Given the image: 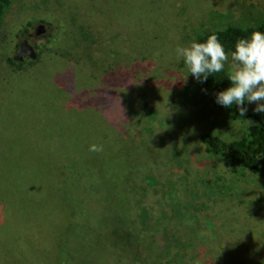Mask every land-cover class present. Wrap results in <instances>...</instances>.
<instances>
[{"label": "rangeland", "instance_id": "1", "mask_svg": "<svg viewBox=\"0 0 264 264\" xmlns=\"http://www.w3.org/2000/svg\"><path fill=\"white\" fill-rule=\"evenodd\" d=\"M69 2L103 12L101 0ZM106 3L108 22L100 27L110 32L107 63L123 68L128 80L108 89L98 80L105 61L92 71L64 55L66 44L91 43L92 36L78 27L70 33L79 25L61 3L12 0L6 13L0 264H264V154L251 173L201 142L202 135L238 141L258 121L234 120L175 54L206 32L263 23L264 0ZM24 39L36 59L9 64ZM92 144L103 151H90ZM67 167H78L79 177L68 178ZM143 190L157 194L156 215L146 204L148 216H139L145 232L136 238L128 223L133 196ZM90 217L102 218L111 232L98 233Z\"/></svg>", "mask_w": 264, "mask_h": 264}, {"label": "trees", "instance_id": "2", "mask_svg": "<svg viewBox=\"0 0 264 264\" xmlns=\"http://www.w3.org/2000/svg\"><path fill=\"white\" fill-rule=\"evenodd\" d=\"M103 1V8L102 11H105L107 6L106 0ZM56 3H61L63 7L66 9L64 11H68L73 13L74 18L76 19L75 22L77 24H71L69 31L72 34V28L78 27L80 31L86 36L89 34L92 36L91 43H88L87 40H77L74 46H68L66 44V55L67 58L75 63V65L82 66L84 69H92L95 71L97 67L101 66L104 61L105 64L108 65L106 71H100V75L98 77L99 83L103 89H108L111 86L119 87L122 85H127V78L124 75L125 70L121 67L112 69L110 64L107 63L108 60V49L107 46L109 45L110 40V32L109 30H101V22L107 21L109 11L106 13L97 12L98 7L95 11H86L85 7L81 9H77L74 7V2H69V0H56ZM106 5H105V4ZM12 5V0H0V28L3 26V21L6 16V13L10 9ZM68 7V9H67ZM108 7V6H107ZM75 8V9H74ZM75 10H80L81 14H76ZM97 20V21H96ZM45 23L44 21H41ZM93 23H98V27L93 26ZM32 26L31 22H28L27 27ZM25 28L22 31V36H25L28 33V28ZM253 31H262L264 32V22L256 25V26H249V27H235V26H228L222 30H214L209 31L201 35L195 42H205L207 38L212 34H217L220 42L223 44L225 51L228 54H231L234 51L235 42L240 38L249 37L251 32ZM89 36V37H90ZM64 42V41H63ZM105 45H106V52H105ZM76 48V49H75ZM8 63L11 65L22 67L23 63H16L14 62L13 58H8ZM229 71L225 68L223 72L216 73L214 75H210L206 81L199 83L203 84L209 91L213 93H218L220 91L225 90L231 84L228 79ZM127 80V81H126ZM124 81L126 83H124ZM245 106L247 107L248 111L244 116L240 115L238 108L236 105H233L229 108L231 113V117L234 120H247L252 118L258 121L257 125L250 126L247 129V133L243 136L240 140L234 141L231 143H226L222 141L218 136L215 135H202L201 142L205 145L206 151L214 156H229L230 162L232 167L235 168L236 165H241L244 169L248 170L251 173H257L260 169V157L264 154V120L262 117L256 115L253 112L254 106L247 101L245 102ZM75 154V153H74ZM72 154V155H74ZM71 155V156H72ZM70 156V157H71ZM76 163L75 160H72ZM67 162V161H66ZM65 175L70 178L74 177L77 179L80 175V171L77 168L67 167L64 171ZM100 185L104 186V183L100 181ZM136 186V185H135ZM102 190V188H101ZM100 190V191H101ZM97 192V194L100 193ZM98 196V195H97ZM156 193L148 192L143 190V196L140 195L133 196V200L137 201L134 203V208L132 214L130 215V222L128 223V232L132 234L133 237L139 238L145 231L143 228H140L146 225V222H142L140 225L139 216L140 217H147L148 211L147 206L151 203L153 210H151L153 217L156 215L155 207L157 204L154 202V197H156ZM141 197V198H140ZM140 198V199H139ZM139 199V200H138ZM142 203H144L142 205ZM95 204H93L94 206ZM151 217V218H153ZM91 220L97 225L99 228L98 233L105 231L106 234H109L110 228L106 223H104L102 218L99 217H90ZM172 228V227H171ZM170 229V228H168ZM98 230V229H97ZM171 230V229H170ZM71 236H68V238ZM69 242H74L73 240H68L65 242L66 244H71ZM74 246V245H73ZM66 253L68 254V248L64 247ZM229 260V259H228ZM148 262V261H147Z\"/></svg>", "mask_w": 264, "mask_h": 264}, {"label": "clouds", "instance_id": "3", "mask_svg": "<svg viewBox=\"0 0 264 264\" xmlns=\"http://www.w3.org/2000/svg\"><path fill=\"white\" fill-rule=\"evenodd\" d=\"M175 54L200 82L223 72L227 64L231 84L217 93L216 103L225 108L236 105L244 116L248 111L247 101L256 105L253 112L264 113V32L253 31L249 37L238 39L230 56L217 34L210 35L205 42L193 41L188 46H178ZM89 150L102 152L103 145L92 144Z\"/></svg>", "mask_w": 264, "mask_h": 264}, {"label": "water", "instance_id": "4", "mask_svg": "<svg viewBox=\"0 0 264 264\" xmlns=\"http://www.w3.org/2000/svg\"><path fill=\"white\" fill-rule=\"evenodd\" d=\"M44 32L43 26L37 29V34ZM24 57L29 59H36L37 52L34 47L28 42V40L22 41L18 46V54L13 57L14 62L22 63L24 62Z\"/></svg>", "mask_w": 264, "mask_h": 264}, {"label": "flooded vegetation", "instance_id": "5", "mask_svg": "<svg viewBox=\"0 0 264 264\" xmlns=\"http://www.w3.org/2000/svg\"><path fill=\"white\" fill-rule=\"evenodd\" d=\"M24 40H27V39H24ZM24 40H22V41H24ZM22 41H21V42H22ZM21 42H20V43H21ZM20 43H19V44H20ZM18 46H19V45H18ZM17 54H18V48H17V50H16V55H17ZM24 59H25V57H24Z\"/></svg>", "mask_w": 264, "mask_h": 264}]
</instances>
